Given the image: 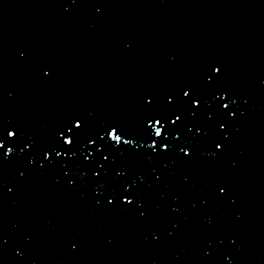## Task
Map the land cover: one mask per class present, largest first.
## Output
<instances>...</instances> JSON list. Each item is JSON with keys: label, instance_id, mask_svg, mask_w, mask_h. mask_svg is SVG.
Here are the masks:
<instances>
[{"label": "snow or ice", "instance_id": "obj_1", "mask_svg": "<svg viewBox=\"0 0 264 264\" xmlns=\"http://www.w3.org/2000/svg\"><path fill=\"white\" fill-rule=\"evenodd\" d=\"M109 6L110 0L61 3L65 12L90 8L96 15H102ZM125 46L131 49L133 44L129 41ZM18 60L31 63V54L21 50ZM167 62L176 67L180 58L169 53ZM33 71L41 82L50 83L58 78L60 70L55 63L42 61ZM249 103L248 97L229 84L225 64L213 59L203 63L194 75L177 74L164 87L142 90L132 113L126 116L101 117L95 109L70 108L54 125L44 123L37 131L7 118L0 105V201L30 176L51 173L54 182L66 190L91 193L95 205L105 212L127 213L141 223H150V193H157L172 217L170 226L151 228L152 242L160 245L183 232L193 214L206 213L212 205H237L232 183L206 169L231 152L235 135L241 131L239 120L246 115L243 106ZM13 161L23 162V166L10 179L9 165ZM232 163L235 166L237 162ZM177 169L183 170L180 190L170 196L164 189L172 188L168 179ZM196 175L199 192L188 196ZM182 197L188 207L182 206ZM241 218L236 215V220ZM204 219L209 225L215 222L211 215H204ZM65 240L70 253L79 252L81 243L73 238L71 226L65 229ZM32 242L31 233L17 242L0 229V264L9 252L23 261ZM226 244L232 252L225 250ZM242 250L237 234H221L207 242L203 256L211 257L216 264H237L235 253Z\"/></svg>", "mask_w": 264, "mask_h": 264}, {"label": "water", "instance_id": "obj_2", "mask_svg": "<svg viewBox=\"0 0 264 264\" xmlns=\"http://www.w3.org/2000/svg\"><path fill=\"white\" fill-rule=\"evenodd\" d=\"M0 1H5V0H0ZM46 3L43 0H39V1H32L30 3H28L27 6H25V9H36V16L38 18H43L44 19V23L43 24H47L46 28L42 29L39 27H35L32 28L30 25L25 27L24 30H28L26 33L28 34L26 36V40L23 42V44L25 46L29 45L28 48L30 50H32V53L35 52H43L45 54H47L46 52V47L45 44L49 43L51 45V47L53 48L54 52L53 53H58L60 55H62V52L65 51H69L70 54L73 55H77L78 52L81 49V45H82V41L85 38V34L86 32H91V30H95L98 29L100 26V18H103L106 20L105 25H107V22H110V18H108L109 16H113L116 12H120V10L124 9L125 10H130L128 3L125 0H110V6L104 9V12L102 15H96L94 14V11L90 8H79V9H74L71 13H70V17H65L63 18L64 21L61 22L60 20H54L51 22V20L49 19V17L51 16V13L53 12H59L61 9H64L63 7H61V3L62 0H54V3H52L50 0H45ZM164 1V2H163ZM178 1V0H175ZM216 0H188V5H186L185 9H181V16H179V13H172V11L170 9H168L166 7V4L170 3L171 5H174V0H132V5L131 8H133V10L135 9H140V11L142 9L145 8V6L151 5V7H154L153 9V20L147 21L145 22L144 20H138V19H131V20H137V22L139 23H135L128 25V26H122L120 29H125L127 27H130L132 30L128 31V33H122V36L125 38L126 41H133V43L135 42L134 45H136L134 52L133 53H129L126 54V56H119L118 58L120 59V61H124L126 63L130 62V64L133 66H136L137 63L139 62L141 64V66L143 67H150L151 64H156L157 62V58L162 54H167V53H171L173 52V50L178 49V45L175 43H166V39L164 38L165 35H167V33L163 30L164 27H173L171 21L178 17H181V26H189L191 24L190 19H205L208 16V19L206 20L207 22H204L203 25H200L199 27H197L196 29L203 31L205 33H212V35L216 34V32L218 31V25L221 27L223 26V29H227V27L229 25L232 24L233 21H236L239 23V17L243 16L245 18H247V21H245L244 23L240 24V31H245L246 28L244 27V25L248 24V27L250 28L251 25L257 24L258 22L262 23L264 22V14L263 16L258 20L255 21L254 20V14L256 13V15H259V13H264V0H255L254 3L249 4L248 6H239L234 10V13L231 12V8L229 7V11L226 12V19L224 22H222L221 18L223 17V14L219 15L218 11L220 9V7L222 6L223 2H227V1H232V0H219L217 2H215ZM17 2H20L17 1ZM163 2V3H162ZM186 2V0H181V5L184 4ZM7 4V3H6ZM6 4H3V6H6ZM242 4V2L240 3ZM156 5H158L157 7H155ZM163 5V6H160ZM175 6H177V4H175ZM17 8V7H16ZM156 8V9H155ZM171 9H173V7H171ZM17 9H14L13 7L11 8V11H13L12 14H8L6 13L5 18H8L9 15H12V18L14 16L19 17V15H16V11ZM16 11V12H15ZM31 11V10H30ZM249 11H253V14H248ZM10 12V11H9ZM28 13V11H26ZM134 12V11H133ZM30 14V13H28ZM137 16L136 14L133 15V18ZM157 16V17H156ZM10 17V16H9ZM211 17H213V19L210 21ZM156 19L155 22H152ZM190 20L188 23H185L186 21ZM226 21L228 24H226ZM161 22V23H160ZM145 24V25H143ZM218 24V25H217ZM224 25H228L226 26V28L224 27ZM60 26V29L63 30V34H58L56 35V31H58V28ZM132 26V27H131ZM146 26V27H144ZM102 27H100L101 30ZM107 28V27H106ZM201 28V29H200ZM158 29V31H157ZM238 30V29H237ZM132 31V32H131ZM48 32H51V36L53 38H58L57 42L53 41L51 38H49ZM130 32V33H129ZM158 32V33H157ZM174 32V29H173ZM149 33V34H147ZM192 33V32H191ZM191 33H186L187 35L184 36H188V41H191L192 39H196L197 37L192 38L191 37ZM114 35L116 37H119V33H114ZM217 35V34H216ZM215 35V36H216ZM183 36V35H182ZM214 36V37H215ZM138 37V38H137ZM30 38V39H29ZM250 42L253 44L255 42H257V38L256 36H253L252 38H250ZM162 40H165L164 43H162L160 46L158 47H154L152 43L153 42H160ZM182 41L177 40V43ZM198 43V41H195ZM197 43H193V44H197ZM34 46H36L35 48H33ZM183 47V45H181ZM33 48V49H32ZM101 48L104 49L103 45H101ZM59 50H62L61 52H59ZM184 50V48H182V51ZM221 50H219L220 52ZM37 52V53H38ZM221 55V54H219ZM73 59H76L79 63V66L76 69H73L72 71H76L77 72V76L75 77L76 79H78V77H84L85 79L82 80V84H76V87L69 89L63 99L61 100L62 102V107L63 109H70L71 108V100L72 98H74L79 92L81 93L82 97H86L88 94V90L87 87L93 86L95 84L100 85L102 84L105 80H107L108 77V72H107V65L109 64V61L112 63H119V61L114 57L111 56L112 58H110L109 60L104 61L103 63L97 61L96 59H94V53L91 50V56H87V53L83 52L79 55V57H74L72 56ZM154 57V58H153ZM155 59V60H154ZM232 59H236V58H232ZM32 60V59H31ZM49 61V60H48ZM33 62V60H32ZM30 64L29 68H27L26 70H24L22 72L21 75H19V79H22L24 77L23 82L24 81H31L34 79L39 80L33 69L34 66L37 64V62H34ZM252 62V60H251ZM5 61H2V67L1 69V80H0V91L1 89L7 88L8 85V79H9V73L10 70L8 68V66L5 65ZM6 71V72H5ZM137 72L136 69H131L129 70L127 73L124 72L122 73L123 75L126 74H130V73H134ZM115 73V72H114ZM61 74V73H60ZM69 75H74L72 74H66L64 76L63 74V79H65V77H68ZM40 81V80H39ZM57 81H61L59 75L58 78L51 82H57ZM117 81V80H116ZM125 84V82H124ZM127 85V84H126ZM53 87H57L56 84H53ZM94 90H96V88H94ZM63 90H60L58 88H55L54 92H56V96H60ZM2 93V92H1ZM258 93V91H257ZM129 97L126 99L125 103H127V106L123 108V110L125 108L129 109L130 106L132 105L134 107L135 105V100L134 99V95L131 93V90L128 91ZM55 96V97H56ZM88 103H90L88 101ZM92 103H98V102H92ZM85 104L83 103V106ZM99 105V103L97 104V106ZM87 107H91V104H89ZM124 112H126V110H124ZM54 118L59 119L60 118V113H56L55 116L52 117V120ZM50 120V118H49ZM234 144H240V141L237 137L234 138ZM232 147L231 150V154H236L239 151L238 146L234 145ZM259 146H261V148H264V144L258 142L257 143ZM242 153V152H241ZM227 162V161H225ZM233 162V161H232ZM230 162V164H224L223 165V169H228L230 168V165L233 166L236 169H240L241 167V163L237 162L235 164V166L233 165V163ZM235 178V177H234ZM234 180H236L237 182L240 181L238 179H231L230 182L232 183ZM11 186V184L9 185ZM176 189L178 188V185H175ZM18 192V191H17ZM151 195V194H150ZM29 197L34 198V201L38 200V195L35 196L32 193L29 194ZM84 199V198H83ZM82 198L78 199V203H77V207H75V212H82L84 210V207H78L79 204H81ZM33 200L31 199V202ZM63 200L60 201H56V203L58 204V206L60 207L63 202ZM87 201V199H86ZM85 201V202H86ZM262 205L264 206V202H261ZM239 205L241 203H238ZM31 206H33L31 204ZM218 208H222L220 206H217ZM32 213H31V217L32 222H33V227L34 228H39V227H43V226H48L49 230L54 234V227L51 226H57V219L55 218V216L53 218H50L46 221L42 220V217H40V207L39 208H33L31 207ZM256 210L252 209H245L244 212L247 214H249V216H247L245 218L246 221H239L236 220V215L237 214H242V212H238L234 217H228L229 220L228 222H224V225L220 226V235L221 234H237L240 237V243L242 245H247V247H252L255 248L258 246L259 241L264 239V228L263 227H258L254 224L253 221V216L252 215H256ZM33 211H35L36 216L34 215L35 213H33ZM231 212H235L234 208H232L230 210ZM56 213V210H55ZM99 214H101L103 217H110L112 213H108L105 212L104 210L101 209L100 212H98ZM163 215V214H162ZM168 214H166L165 217V223H169L170 218L167 217ZM261 216V214L259 215ZM123 218H127L124 214ZM104 219V218H103ZM109 220L105 221L106 224H108V222H112L110 220V218H108ZM78 221H81L80 219H77V221H74L75 223H77ZM124 222V221H123ZM164 223V222H163ZM133 222L130 223L128 221V225H121L122 230L125 232L126 235H124L120 240H115L112 239L113 241L109 244V246H107V238L106 236L103 235V231L99 232L98 235H96V246L91 247L90 249H96V247H98L99 249L96 252V255H98L95 260H93L92 262H90V264H99L100 261H102L101 256H103L105 254V252L107 251V253L111 254L112 257L114 258V261H118L119 263H123L124 264H157V259L160 256H163V254H161L159 252L160 250V245H156L152 242L151 237H145V238H137L132 240V237L130 236L129 228L130 226H132ZM166 225V224H165ZM209 225V224H208ZM83 227L84 225L79 223L77 224V226L73 229V232L76 233V236L78 238H80L82 236L81 233H83ZM107 225L103 224L101 230H106ZM112 227V226H109ZM138 227V225H136L134 223L133 228ZM117 229V228H116ZM38 231V229H37ZM107 231V230H106ZM230 231V232H229ZM252 233H255L253 235H251ZM41 235L40 233L36 232V236ZM34 237V236H33ZM85 236L82 237V239H84ZM171 241H173V238L170 239ZM170 241V242H171ZM206 241V240H203ZM39 246H43V248L41 249V252H45V248L43 245L42 240L39 241ZM65 243H67L65 240H61L59 242H56L53 249H52V254L54 255L52 258L54 259V264H59V261H61L62 263L65 264H69V261L73 259V254L70 253L68 251V247L65 245ZM126 244V245H125ZM193 244V243H192ZM107 246V250H105ZM226 247H230L227 244L225 245ZM141 247H144L145 249L151 247L149 250H142ZM185 249V252L188 254H192V253H198V251L194 248L193 245L191 244H187L183 246ZM182 247V248H183ZM143 251V252H139ZM245 250V246H243V250L240 251V254H242V252H244ZM186 253H180V252H176L174 258V262L172 264H181V258L184 259L186 258L187 254ZM87 254H90V252H88ZM144 254V255H143ZM132 255L131 260H129V256ZM163 258H165L163 256ZM239 258H243V255H240ZM67 259H69V261H66ZM9 262L11 261V259H8ZM130 261V262H129ZM82 263L80 264H84V261L81 260ZM179 262V263H178ZM12 264V263H10ZM17 264V263H16ZM107 264V263H106Z\"/></svg>", "mask_w": 264, "mask_h": 264}]
</instances>
